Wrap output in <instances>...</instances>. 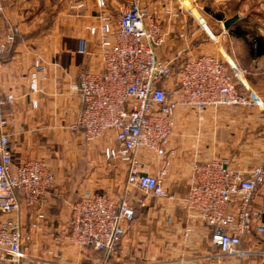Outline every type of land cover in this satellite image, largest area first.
Returning <instances> with one entry per match:
<instances>
[{
  "label": "built area",
  "instance_id": "built-area-1",
  "mask_svg": "<svg viewBox=\"0 0 264 264\" xmlns=\"http://www.w3.org/2000/svg\"><path fill=\"white\" fill-rule=\"evenodd\" d=\"M175 1L181 5L184 0ZM98 7V23L87 30L96 39L92 58L100 67L82 71L71 84L82 110L66 129L82 133L90 144L107 140L105 158L108 163L124 164L127 180L119 197L86 191L72 205L70 244L82 253L93 249L105 252L108 258L123 255L121 245L138 210L153 208L147 199L133 194L138 191L147 198L167 201L173 212L183 211L188 219L201 221L210 232L218 258L235 259L239 264L255 259L264 264V197L260 203L256 199L264 185V154L249 171L229 157L196 162L190 169L186 195L170 188L171 144L182 113L201 116L209 109L242 107L256 109L264 118L260 95L247 87L240 90L234 81H240L237 71L242 76L248 71L218 55H188L184 49L172 60L161 59L159 49L165 46L167 33L138 0H130L117 19L107 11L105 1L99 0ZM4 10L0 0L1 15ZM202 27L211 40L217 39L207 24ZM227 34L223 30L225 37ZM18 35V27L8 23L0 40V59L12 50ZM260 66L264 69V59ZM43 69L37 58L31 73L33 93L40 91L38 76ZM15 101L13 94L0 96V108ZM31 103L37 108L36 100ZM13 124L14 119L0 111V264H36L41 260L25 244L18 217L23 205L35 208L45 201L56 179L41 159L15 166L9 130ZM144 155H153L160 162L155 173L145 170ZM173 217L169 214L167 221ZM192 230L185 226L184 237L189 238ZM198 262L206 264L203 259Z\"/></svg>",
  "mask_w": 264,
  "mask_h": 264
},
{
  "label": "crops",
  "instance_id": "crops-1",
  "mask_svg": "<svg viewBox=\"0 0 264 264\" xmlns=\"http://www.w3.org/2000/svg\"><path fill=\"white\" fill-rule=\"evenodd\" d=\"M98 1L3 0L5 14H0V40L8 31V23L19 29L13 49L0 59V96L13 94L16 98L14 104L0 108L4 115L14 119L9 128L14 164L18 166L30 159H41L56 179V185L45 201L35 208L22 207L18 218L25 244L41 260L36 264L60 261L66 264H199L198 259L205 260L206 264H239L235 259L218 258L206 226L199 220L188 219L183 211L173 212V206L168 202L155 204L148 217L139 214L123 239V255L118 253L108 258L105 252L93 249L82 253L70 244L72 205L86 191L110 196L107 192L113 190L115 172L125 169L127 173L124 164L104 161L106 141L92 145L82 133H71L66 129L77 120L82 110L79 97L71 91V84L77 81L82 71L100 67L92 58L96 39L87 30L88 26L98 23ZM103 1L107 11L117 19L130 0ZM190 1L194 9L179 6L175 0H138L167 33V42L159 49L160 58L172 60L181 49L188 55L212 53L223 58L220 50L225 52L224 43L230 41L233 44L236 35L232 33L231 40L227 38L229 33L225 37V21H217L221 24L218 36L221 41L213 43L204 34L198 16L208 26L217 28L218 25L210 20L209 15L204 16L198 11L197 0ZM206 1L217 5L231 2L236 6L240 2ZM174 13H178V17ZM242 35L238 37L245 41L248 35ZM260 37L264 38V34ZM37 58L44 69L38 76L40 91L33 93L30 90L31 73ZM237 73L243 90L247 87L245 80L247 88L259 91L264 99L263 81ZM31 100L37 101V108L33 107ZM229 113L232 117L226 124L223 121L218 123V116L214 117V122L206 120L199 124L191 123L194 115L191 112L179 116L171 144L174 152L170 188L174 193L185 196L191 167L196 162L221 157L219 154H223L229 142L234 150L232 160L241 169L249 171L259 165L264 154V118L258 110L251 111V115H246L247 111L231 110ZM236 114L242 116L233 117ZM143 160L145 170L150 173H155L160 165L153 155H144ZM263 197L264 185L257 191V203ZM169 214L174 216L171 222L167 221ZM40 215L44 217L41 219ZM185 226L193 229L189 238L184 237ZM247 264H257V260L251 259Z\"/></svg>",
  "mask_w": 264,
  "mask_h": 264
},
{
  "label": "rangeland",
  "instance_id": "rangeland-1",
  "mask_svg": "<svg viewBox=\"0 0 264 264\" xmlns=\"http://www.w3.org/2000/svg\"><path fill=\"white\" fill-rule=\"evenodd\" d=\"M196 4H198L199 6V8L198 7L196 8L202 15L204 16H206L205 14L209 15L211 17L210 20L213 21L215 25H218L217 28L211 27L209 25V27L217 37L216 40L210 39L213 43H219L221 41V39L219 40L218 38L221 32V24L217 23V21L220 20L226 21L228 19H231L235 15H239L241 17L240 21L236 23L228 31L229 36L227 35V38L231 40L230 36L233 37L232 33L235 34L236 37L235 38L233 37L232 39L233 44L230 41L227 43L223 42L224 48L227 52L226 51L223 52L222 49L220 50V52L223 53V58L221 57V59H224L223 61H225L226 63L231 62L232 61L231 59L235 60L236 64H239L238 67L241 66L240 68L246 69L248 71V74H246L245 77L247 78L254 77L257 78V80L263 81L262 86L264 88V69L260 66V62L262 59H259V57L253 55V53L251 52V46L249 45L248 42L257 39L260 36H262V34H264V0H240V2L237 3L238 6H236V3H231V2H228L226 5H217L213 1H206V0H197ZM181 5L186 9L187 8L194 9L193 5L191 4V1L189 2V0H184V2L181 3ZM181 5L179 4V6ZM198 17L201 24L205 25L206 23L204 19L200 15ZM204 34L208 35L206 32H204ZM242 34L248 35L245 41L244 39L238 37L241 36ZM227 54L230 56V59ZM243 82L245 83V85H247V87H249L245 80H243ZM236 84L240 90H243L242 83L237 79H236ZM259 93L260 92L258 91V94ZM259 95L261 97L262 94ZM231 110L238 112L247 111L248 113L246 115H251V111L256 109L251 110L242 107H223L217 110L209 109L203 112L201 116L194 113L193 117L190 120L192 124H199L206 120L214 122L213 121L214 117L218 116V123L219 122L222 123L223 121L226 124L229 122L228 119L232 117V115L229 113ZM241 116H242L241 114H236V116L233 117L236 118ZM219 118H221L220 119L221 121H219ZM102 141L107 142V140L102 139L95 143H100ZM95 143H92V145ZM233 151L234 150L232 149V146L230 145L229 142V144L226 145L223 154L221 153L219 155H221V157L232 158ZM103 158L104 161L107 162L104 152H103ZM126 178H127V173L125 169H119L118 171H116L115 175L112 177L113 190L107 193H109L111 197H119L121 194H123L126 187ZM133 192L134 195L138 196L142 200L146 201L147 199V203L149 204L150 207L151 206L153 207L155 204L167 202V201H159V200L147 198L138 191H133ZM148 213H149L148 210L143 211L139 209L138 217H140L139 214H144L146 217H148Z\"/></svg>",
  "mask_w": 264,
  "mask_h": 264
},
{
  "label": "trees",
  "instance_id": "trees-1",
  "mask_svg": "<svg viewBox=\"0 0 264 264\" xmlns=\"http://www.w3.org/2000/svg\"><path fill=\"white\" fill-rule=\"evenodd\" d=\"M249 42V45L251 46V52L256 57H262L264 56V38L259 37L257 39L252 40ZM13 49V48H12Z\"/></svg>",
  "mask_w": 264,
  "mask_h": 264
},
{
  "label": "water",
  "instance_id": "water-1",
  "mask_svg": "<svg viewBox=\"0 0 264 264\" xmlns=\"http://www.w3.org/2000/svg\"><path fill=\"white\" fill-rule=\"evenodd\" d=\"M241 17L239 15H235L231 19H228L224 22L225 30H230L236 23L240 21Z\"/></svg>",
  "mask_w": 264,
  "mask_h": 264
}]
</instances>
